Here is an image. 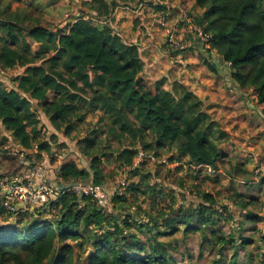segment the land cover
<instances>
[{
  "label": "clouds",
  "instance_id": "9594fccd",
  "mask_svg": "<svg viewBox=\"0 0 264 264\" xmlns=\"http://www.w3.org/2000/svg\"><path fill=\"white\" fill-rule=\"evenodd\" d=\"M219 2L223 8L214 27L232 24L224 10L239 13L233 35L225 38L234 47L264 39V0ZM161 4L167 7L156 11ZM189 11L179 0H24L15 14L11 0L0 3V96L24 98L18 118L27 129L19 137L0 119V160L14 158L0 166V264H16L12 250L21 259L35 253L40 264H67L63 201L68 194L80 209L98 213L67 224L83 235L76 264H102L101 254L109 264H264V102H257L256 82L233 79L244 70L228 58L231 53L212 47L216 37L205 31L204 9L191 16ZM137 16L149 23L134 40L133 30L119 24ZM81 18L106 47L119 49L115 55L131 69L133 87L143 85L148 107L155 103L156 120L146 117L148 108H141L135 93L114 91L95 75L83 83V73L96 71L83 57L75 71L80 79L69 75L65 65L76 58L57 29ZM34 24L56 33L55 42L34 39ZM40 53L42 64L51 58L55 66L47 64L46 75L24 72L20 66L28 67ZM252 53L264 64V44L251 48L249 57ZM197 67L202 75H194ZM53 75L56 83L48 86ZM23 77L30 83L22 90ZM205 77L213 87L201 84ZM71 84L80 85L79 95H71ZM40 93L65 108L63 123L48 119ZM213 96L237 119L218 117ZM5 103L0 101V111ZM89 112H95L93 118L82 124ZM161 114L169 127H160ZM65 125L72 133L62 145L65 137L58 140L52 133ZM41 142H46L45 160L58 158L57 164L41 167L36 159ZM73 163L83 175H64L60 164ZM256 211L259 217L252 215Z\"/></svg>",
  "mask_w": 264,
  "mask_h": 264
},
{
  "label": "trees",
  "instance_id": "16d2710c",
  "mask_svg": "<svg viewBox=\"0 0 264 264\" xmlns=\"http://www.w3.org/2000/svg\"><path fill=\"white\" fill-rule=\"evenodd\" d=\"M195 5L198 8L204 9V18L208 19V26L205 31H210L213 37L216 39L212 40V47L219 46L225 52H230L231 55L228 57L229 59L233 60L243 72H238L233 79L243 83L246 82H256L257 87L254 90V93L257 97V102L261 103L264 102V64H261L256 60V53H252L251 57H249V50L251 48L257 47L259 44H264V39L258 40H250L248 43H244L241 45L233 46V41H228L225 38L230 37L233 35V28L235 26V17L239 13H234L228 10H224V14L227 15L232 19V24H230L226 28L214 27L215 21L220 18V11L223 8L222 3L219 0H194ZM160 7V6H158ZM12 12V11H11ZM16 12V11H15ZM12 12V14H15ZM14 21H8V23H13ZM7 27V24H5ZM57 32L62 33L61 40L71 48L72 56L75 59V62H70L69 64L65 65L66 68H70L72 71L69 75L72 77L73 80L80 79L75 75L76 69L80 67L81 60L80 58L83 57V62L92 64L94 69L96 70L95 73L90 70L89 72L83 73V83L87 84L92 79L93 75H95V79L97 82H101L107 80V82L112 86V90L131 94L135 93L134 99L140 102L141 108H148L147 113L145 114L149 120H156L157 117V108L155 103H152L151 107H148V102L150 100L149 94H145L143 92V85H140L138 88H134L133 84L131 83L133 76L131 74V69L129 66L124 62V60L115 55L119 49H113L110 46H105L104 40L100 37L98 33L90 32L86 27V21L81 18L76 23L66 24L63 27L57 29ZM33 38L36 40L39 39H46L49 42L54 43L56 40V33H50L45 25L42 24H34L33 25ZM119 40V37H117ZM67 50V49H66ZM137 52L139 53V49L137 48ZM63 55V53H62ZM264 55V54H262ZM45 59L44 54L40 53L38 55H34L32 57V63L28 65V67H24L21 65L20 67L23 68L24 72H33L37 75H46L47 74V64H51L55 66L57 63L56 60H52L51 58L48 59L47 64H42L41 61ZM256 65L254 68L249 71V67L251 65ZM134 67V66H133ZM103 72L104 74L101 75L100 73ZM15 78V76H13ZM142 79V78H139ZM22 90L23 85L29 84V80L27 77H23L20 80ZM48 86H52L56 83V77L53 75L48 80ZM72 88L71 95L73 97L79 95L76 91L80 87L79 84H71L69 85ZM15 90H13L14 92ZM41 97V106L44 109H47L50 112L48 117L49 120L52 121L53 124L59 120V122L63 123L67 119V112L65 108H58L57 101H46L43 97V94H38ZM0 101H4L5 103V110L0 111V119H3L9 126V129L15 127L16 128V135L19 137H25L27 129L24 128L23 120L19 119V114L25 111L24 106V98L20 97L17 93L16 95L9 97L7 95L0 96ZM98 112V110H96ZM90 113V112H89ZM88 113V114H89ZM95 114V112H91ZM87 114V115H88ZM87 115L82 117L81 123L86 122ZM168 117L166 115H159V120L161 121L160 127H169L168 125H164L163 121L167 120ZM47 127V124L44 125ZM72 130L69 126L65 125V129H57L56 132H53L52 135L56 137V139L60 140L61 137H65V139L60 140L62 145L67 144V136L71 135ZM171 133H169L170 135ZM3 137V139H5ZM31 143V141H29ZM159 146V145H158ZM36 152V159L40 161L42 158L41 153L46 152V142H41L38 144ZM85 147H89L87 143ZM128 153H132L133 149L131 146L128 147L126 150ZM134 159V156L132 157ZM94 160L97 158L94 157ZM61 169L65 176L73 175L78 172V174L83 175V169H77L75 163L72 165L65 167L63 164L60 165ZM103 177H100V182H103ZM208 197H212V193H206ZM126 201L121 199L119 201L120 204L125 203ZM257 201L252 200L251 204H255ZM64 210L67 213L65 217L66 224L64 227L67 229L65 236L63 237L65 244H67V264H76V252L75 249L81 247V241L83 240V235L78 233L77 230L68 228L67 224H70L74 221H78L81 218L87 219L88 217H93L94 214H97V210L95 208L82 210L77 207V201L72 199V194H68L64 198ZM251 204L247 205L250 206ZM259 217L257 213H252ZM58 223H64L58 221ZM68 241H73L74 244H70ZM13 251V256L16 259V264H40V260L37 258L36 254H32L24 259H21L18 255H16L15 250ZM98 259L102 261V264H109V261L104 257L103 254L98 256Z\"/></svg>",
  "mask_w": 264,
  "mask_h": 264
},
{
  "label": "crops",
  "instance_id": "0c3cea01",
  "mask_svg": "<svg viewBox=\"0 0 264 264\" xmlns=\"http://www.w3.org/2000/svg\"><path fill=\"white\" fill-rule=\"evenodd\" d=\"M3 0H0V3H2ZM169 2L175 4L176 0H169ZM179 3L182 7H185V8H189L190 11L188 12L190 14V16L192 15V12L196 11V9L198 8L196 5H195V1L194 0H179ZM165 6H167L165 4ZM165 6H160V7H157L155 10L156 11H161L163 8H165ZM23 8L24 7V0H11V11L12 12H15L17 8ZM180 8H175L174 11L176 12V14H178V11H179ZM149 23V18H146L145 20L141 21L140 17L137 16L135 17L133 20H127L126 18H122L121 19V22L119 24V28L121 30H123V28L125 26H127L128 28L132 29V38L135 40L137 39V33L140 32V31H144L146 28H147V25ZM66 24H72V21L71 19L68 20L67 23H64L62 25V27ZM44 25V24H42ZM154 28H159V25H154ZM141 47H144V42L143 40H141ZM189 63H192V64H195V61H188ZM22 68V67H21ZM213 68L218 71V68H215V66H213ZM23 69V68H22ZM212 69H210V74L212 73ZM194 75L195 76H199V75H202V70L197 67L195 72H194ZM13 76H15V73L13 74ZM201 84L204 85L205 87H213L214 85V81L212 80H208L206 77L201 79ZM193 88H195V85H192ZM215 91L219 92V84H215ZM199 94V93H197ZM212 102H213V107L216 108V104H215V101H216V97L213 96L212 98ZM224 104V103H222ZM5 137V136H4ZM8 137L6 136L5 139H3V141H7ZM44 153V152H43ZM42 153V154H43ZM6 157V156H5ZM7 158V157H6ZM5 158H3L4 160ZM14 159V158H12ZM42 159V160H41ZM39 160H37L38 162H40V165L41 167H43L45 164L47 165H55L57 164L58 162V158H49L47 160H45V154H43V158H41ZM62 165V164H60Z\"/></svg>",
  "mask_w": 264,
  "mask_h": 264
},
{
  "label": "rangeland",
  "instance_id": "374dc122",
  "mask_svg": "<svg viewBox=\"0 0 264 264\" xmlns=\"http://www.w3.org/2000/svg\"><path fill=\"white\" fill-rule=\"evenodd\" d=\"M255 94V93H254ZM215 104H216V108H218V109H220L219 111H217V116L218 117H223L225 120H227V121H234L235 119H237V114L234 112V111H229L228 110V104H222V103H220V104H217L216 103V101H215ZM93 116H94V114L93 113H89L88 115H87V118H86V122H82V124H87V123H89V121L93 118ZM241 126H243V125H241ZM43 153V152H42ZM41 153V156H42V158H43V154H45V152L42 154ZM7 157V156H6ZM4 157L5 159L3 160H0V166H3V164H4V162H7L8 164H11L12 163V161L14 160V159H12V158H10V157ZM42 160V159H41ZM40 160V161H41ZM40 163V162H39ZM261 191L262 192H264V188H262L261 189ZM209 193H211V192H209ZM258 200H259V197H257L256 199H255V201H257L258 202ZM256 202V203H257ZM126 203V202H125ZM124 204V203H123ZM251 206V205H250ZM250 206H248V207H250ZM253 213H257L259 216L261 215V213L259 212V211H256V212H253ZM257 227H259V221H257ZM70 244H74V242L73 241H68ZM75 252H76V254H77V249H75Z\"/></svg>",
  "mask_w": 264,
  "mask_h": 264
},
{
  "label": "built area",
  "instance_id": "2783aa9c",
  "mask_svg": "<svg viewBox=\"0 0 264 264\" xmlns=\"http://www.w3.org/2000/svg\"><path fill=\"white\" fill-rule=\"evenodd\" d=\"M159 6H165V4H161V5H159ZM167 6H165V8H166ZM165 8H163L162 10H164ZM179 12H180V9H179V11H178V14H179ZM187 15H189L190 16V14L189 13H187ZM37 180L39 179V177H37L36 178ZM42 199H43V197H41Z\"/></svg>",
  "mask_w": 264,
  "mask_h": 264
}]
</instances>
